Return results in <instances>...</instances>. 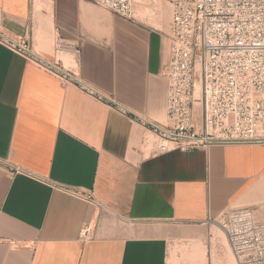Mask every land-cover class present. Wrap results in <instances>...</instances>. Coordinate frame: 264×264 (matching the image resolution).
<instances>
[{
  "label": "crops",
  "instance_id": "crops-1",
  "mask_svg": "<svg viewBox=\"0 0 264 264\" xmlns=\"http://www.w3.org/2000/svg\"><path fill=\"white\" fill-rule=\"evenodd\" d=\"M149 1L126 18L95 0H0V30L164 122L170 21ZM154 144L131 114L0 44V264H237L209 218L249 207L264 219V142Z\"/></svg>",
  "mask_w": 264,
  "mask_h": 264
},
{
  "label": "built area",
  "instance_id": "built-area-1",
  "mask_svg": "<svg viewBox=\"0 0 264 264\" xmlns=\"http://www.w3.org/2000/svg\"><path fill=\"white\" fill-rule=\"evenodd\" d=\"M95 1L115 14L134 18L136 5L144 0ZM165 1L171 10V58L165 73L169 88L164 122L131 112L61 61L36 51L26 35L0 30V44L63 84H74L118 112L131 114L155 135L154 155L215 144L263 143L264 0ZM58 188L100 207L93 191ZM209 222L225 232L237 264H264V219L254 209H230ZM80 238H91L90 225L82 229Z\"/></svg>",
  "mask_w": 264,
  "mask_h": 264
},
{
  "label": "rangeland",
  "instance_id": "rangeland-1",
  "mask_svg": "<svg viewBox=\"0 0 264 264\" xmlns=\"http://www.w3.org/2000/svg\"><path fill=\"white\" fill-rule=\"evenodd\" d=\"M148 3H150L149 0H144L142 2V4H145L143 7H140L142 5L141 3L140 4H137L136 5V10H141V9L146 8V7L154 6L155 5V4H152V5L149 4L148 5ZM164 5L167 6V10H166L167 11V19H168V21H170L171 15H170V9L168 8V5L169 4L165 0H159L160 9H161V7L164 8ZM165 9H166V7H165ZM143 14H145L146 16H148V15L151 14V12L147 11V9H146L145 13H143ZM149 17H151V15ZM260 131H261L262 134H264V127L263 126L261 127V130Z\"/></svg>",
  "mask_w": 264,
  "mask_h": 264
},
{
  "label": "bare ground",
  "instance_id": "bare-ground-1",
  "mask_svg": "<svg viewBox=\"0 0 264 264\" xmlns=\"http://www.w3.org/2000/svg\"><path fill=\"white\" fill-rule=\"evenodd\" d=\"M151 8V7H150ZM143 12V11H142ZM145 13V12H144Z\"/></svg>",
  "mask_w": 264,
  "mask_h": 264
}]
</instances>
